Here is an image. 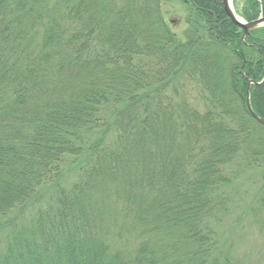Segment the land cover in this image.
Wrapping results in <instances>:
<instances>
[{"label": "trees", "instance_id": "1", "mask_svg": "<svg viewBox=\"0 0 264 264\" xmlns=\"http://www.w3.org/2000/svg\"><path fill=\"white\" fill-rule=\"evenodd\" d=\"M180 2L185 42L162 0H0V264H243L216 222L249 172L264 216V28Z\"/></svg>", "mask_w": 264, "mask_h": 264}, {"label": "rangeland", "instance_id": "2", "mask_svg": "<svg viewBox=\"0 0 264 264\" xmlns=\"http://www.w3.org/2000/svg\"><path fill=\"white\" fill-rule=\"evenodd\" d=\"M242 1L236 0L238 8L242 6ZM162 2L164 16L172 26L177 38L185 42L190 34V32L188 34L189 27L186 23L188 16L186 6L180 0H162ZM220 83L223 86V82ZM257 116L264 121L262 117ZM251 117L257 121L252 115ZM257 122L261 124L259 121ZM261 125L264 127L263 124ZM67 170L70 173L68 172L65 185L73 184L77 180L73 166L69 165ZM261 187L258 172L242 174L236 185L229 191V201L227 202L229 205L225 216L221 222H216L221 239L225 241V244L233 246L236 259L241 260L243 264H264V233L259 230L258 226L259 218L264 220V216L257 208ZM252 211L253 213H251Z\"/></svg>", "mask_w": 264, "mask_h": 264}, {"label": "water", "instance_id": "3", "mask_svg": "<svg viewBox=\"0 0 264 264\" xmlns=\"http://www.w3.org/2000/svg\"><path fill=\"white\" fill-rule=\"evenodd\" d=\"M223 6L227 12L228 17L231 19V21L237 25L239 28H241L242 30H244V36L243 39L250 33L251 30L256 29L258 27H261L264 25V19H259L257 21L251 22V23H246L243 20H241L240 18H238L236 16V14L233 11L232 8V4L230 0H223ZM247 107L249 109V112L251 113V115L257 120L259 121L261 124L264 125V121L261 120L253 111L251 104H250V99L249 97L247 98Z\"/></svg>", "mask_w": 264, "mask_h": 264}, {"label": "bare ground", "instance_id": "4", "mask_svg": "<svg viewBox=\"0 0 264 264\" xmlns=\"http://www.w3.org/2000/svg\"><path fill=\"white\" fill-rule=\"evenodd\" d=\"M231 1V0H230Z\"/></svg>", "mask_w": 264, "mask_h": 264}]
</instances>
